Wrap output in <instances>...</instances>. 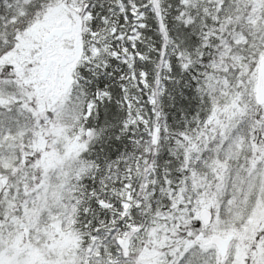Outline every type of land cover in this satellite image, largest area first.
Returning a JSON list of instances; mask_svg holds the SVG:
<instances>
[{
	"label": "snow or ice",
	"instance_id": "1",
	"mask_svg": "<svg viewBox=\"0 0 264 264\" xmlns=\"http://www.w3.org/2000/svg\"><path fill=\"white\" fill-rule=\"evenodd\" d=\"M0 264H264V0H0Z\"/></svg>",
	"mask_w": 264,
	"mask_h": 264
}]
</instances>
